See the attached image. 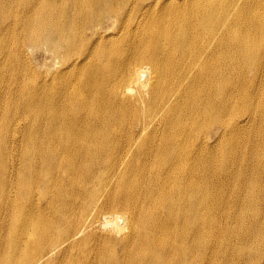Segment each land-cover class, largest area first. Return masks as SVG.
<instances>
[{
	"label": "bare ground",
	"instance_id": "1",
	"mask_svg": "<svg viewBox=\"0 0 264 264\" xmlns=\"http://www.w3.org/2000/svg\"><path fill=\"white\" fill-rule=\"evenodd\" d=\"M254 125L264 0H0V264H264Z\"/></svg>",
	"mask_w": 264,
	"mask_h": 264
},
{
	"label": "rangeland",
	"instance_id": "2",
	"mask_svg": "<svg viewBox=\"0 0 264 264\" xmlns=\"http://www.w3.org/2000/svg\"><path fill=\"white\" fill-rule=\"evenodd\" d=\"M38 52V53H37ZM32 57V63L33 65L35 64L36 65V68L37 69H43V66L45 64H48L49 65V62L51 59H49V55H47V53L44 54V52H41V51H37ZM52 61V60H51ZM34 65V66H35ZM259 125H254L252 126L251 130L253 133L252 135V140L254 141V143H260V141H262V139H264V136L259 132ZM236 156L237 157H247V153H243L241 150H238L236 151Z\"/></svg>",
	"mask_w": 264,
	"mask_h": 264
}]
</instances>
